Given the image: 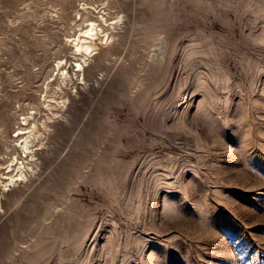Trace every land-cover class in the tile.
<instances>
[{"label":"rangeland","instance_id":"1","mask_svg":"<svg viewBox=\"0 0 264 264\" xmlns=\"http://www.w3.org/2000/svg\"><path fill=\"white\" fill-rule=\"evenodd\" d=\"M0 264H264V0H0Z\"/></svg>","mask_w":264,"mask_h":264},{"label":"bare ground","instance_id":"2","mask_svg":"<svg viewBox=\"0 0 264 264\" xmlns=\"http://www.w3.org/2000/svg\"><path fill=\"white\" fill-rule=\"evenodd\" d=\"M92 47H93V46H92ZM93 50H94V49H93ZM91 53H92V51H91ZM91 53H90V54H91ZM86 54H87V53H85V55H86ZM84 59H85V57H84ZM84 59H83V60H84ZM78 60H79V59H78ZM80 65H83V61L80 62ZM77 70H78V69H77ZM11 180H13V178H12Z\"/></svg>","mask_w":264,"mask_h":264}]
</instances>
